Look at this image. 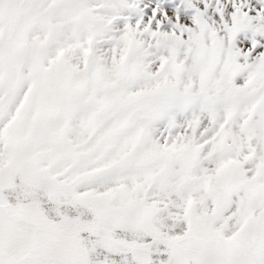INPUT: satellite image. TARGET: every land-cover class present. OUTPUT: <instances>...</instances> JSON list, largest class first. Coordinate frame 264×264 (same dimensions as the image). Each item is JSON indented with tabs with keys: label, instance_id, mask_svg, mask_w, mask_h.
Listing matches in <instances>:
<instances>
[{
	"label": "snow or ice",
	"instance_id": "6c2138e0",
	"mask_svg": "<svg viewBox=\"0 0 264 264\" xmlns=\"http://www.w3.org/2000/svg\"><path fill=\"white\" fill-rule=\"evenodd\" d=\"M0 264H264V0H0Z\"/></svg>",
	"mask_w": 264,
	"mask_h": 264
}]
</instances>
